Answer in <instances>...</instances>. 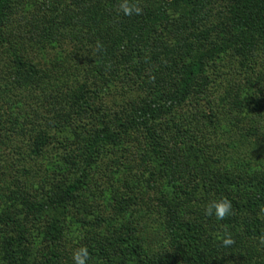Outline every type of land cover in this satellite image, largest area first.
I'll return each mask as SVG.
<instances>
[{"label": "trees", "instance_id": "obj_1", "mask_svg": "<svg viewBox=\"0 0 264 264\" xmlns=\"http://www.w3.org/2000/svg\"><path fill=\"white\" fill-rule=\"evenodd\" d=\"M80 248L264 264V0H0V264Z\"/></svg>", "mask_w": 264, "mask_h": 264}, {"label": "clouds", "instance_id": "obj_2", "mask_svg": "<svg viewBox=\"0 0 264 264\" xmlns=\"http://www.w3.org/2000/svg\"><path fill=\"white\" fill-rule=\"evenodd\" d=\"M122 10L125 15H131L133 11H135L137 15H140L142 11L138 7L133 9L131 7H128L127 5L122 6ZM231 209H232V204L230 201L226 199H220L209 205L208 208L206 209L205 214L207 216L215 215L218 221H222L226 218V216L230 215ZM224 243L227 245V244H231L232 241L231 239H225ZM88 258H89V253L86 248L78 249L73 255L74 264H87Z\"/></svg>", "mask_w": 264, "mask_h": 264}]
</instances>
